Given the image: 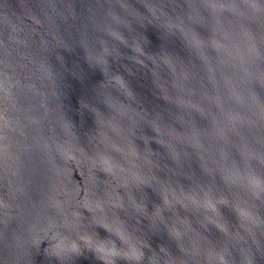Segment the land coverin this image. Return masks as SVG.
<instances>
[{
	"label": "water",
	"instance_id": "obj_1",
	"mask_svg": "<svg viewBox=\"0 0 264 264\" xmlns=\"http://www.w3.org/2000/svg\"><path fill=\"white\" fill-rule=\"evenodd\" d=\"M0 264H264V0H0Z\"/></svg>",
	"mask_w": 264,
	"mask_h": 264
}]
</instances>
